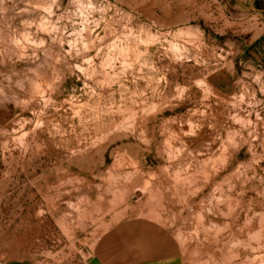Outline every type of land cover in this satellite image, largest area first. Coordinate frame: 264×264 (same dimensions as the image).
Wrapping results in <instances>:
<instances>
[{
  "label": "rangeland",
  "instance_id": "1",
  "mask_svg": "<svg viewBox=\"0 0 264 264\" xmlns=\"http://www.w3.org/2000/svg\"><path fill=\"white\" fill-rule=\"evenodd\" d=\"M153 246L264 264V0H0V264Z\"/></svg>",
  "mask_w": 264,
  "mask_h": 264
},
{
  "label": "crops",
  "instance_id": "2",
  "mask_svg": "<svg viewBox=\"0 0 264 264\" xmlns=\"http://www.w3.org/2000/svg\"><path fill=\"white\" fill-rule=\"evenodd\" d=\"M154 248H155V246L150 248L151 249V262L139 261V259L142 258V256H140L141 250L137 251L138 255H135V258L131 254L132 252L130 253L129 251L122 250L121 252L117 253L115 256H113L111 258V263L109 262V264H165L164 263L165 261L163 258L160 261L155 259V256L157 254V250H155ZM127 253H130L129 256H126ZM136 256H137V258H136ZM2 264H29V263H23L20 261H13V262H6V263H2Z\"/></svg>",
  "mask_w": 264,
  "mask_h": 264
}]
</instances>
